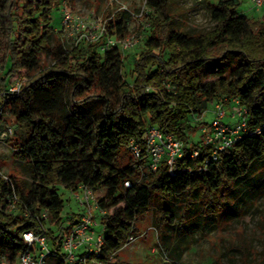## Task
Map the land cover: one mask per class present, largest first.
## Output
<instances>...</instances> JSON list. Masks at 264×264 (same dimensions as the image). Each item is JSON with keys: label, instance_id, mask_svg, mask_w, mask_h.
<instances>
[{"label": "trees", "instance_id": "trees-1", "mask_svg": "<svg viewBox=\"0 0 264 264\" xmlns=\"http://www.w3.org/2000/svg\"><path fill=\"white\" fill-rule=\"evenodd\" d=\"M200 1L213 27L189 33L177 26L169 0H145L156 15L128 83L122 73L125 52L119 48L51 43L57 0H0V105L7 80L22 79L18 96L4 101L2 121L8 112L13 124L26 128L23 138L13 134L5 141L31 179L8 176L22 203L19 212L9 214L12 189L0 176V264L27 249L23 232H40L42 225L53 249L60 250L78 218L68 215L67 224L62 218L60 187L75 192L83 184L104 191L98 198L106 211L100 260L116 264L136 220L151 207L159 243L168 247L175 222L207 227L206 220H216L230 205L227 186L264 167V13L260 19L239 14L241 0ZM131 18L124 10L106 13L107 35L129 36ZM224 98L247 109V130L216 161L204 166L207 154L191 160L187 153L171 173L165 167L149 173L133 161L128 142L143 145L151 127L176 136L187 151L202 148L201 140L187 137L194 128L187 115H202L209 103ZM43 209L47 222L39 218ZM171 246L178 257V247Z\"/></svg>", "mask_w": 264, "mask_h": 264}, {"label": "rangeland", "instance_id": "rangeland-1", "mask_svg": "<svg viewBox=\"0 0 264 264\" xmlns=\"http://www.w3.org/2000/svg\"><path fill=\"white\" fill-rule=\"evenodd\" d=\"M121 1L133 12L143 8L142 17H132L127 25L129 32L127 37L139 39L136 46L124 54L122 73L125 80L132 83L133 60L144 48L150 33V18L156 13L146 7L145 0ZM169 1L175 22L182 30L197 33L213 27L208 10L200 0ZM61 4L62 1L57 0V6L53 8L51 25L54 30L51 43L59 42L70 49V39L67 34L58 32L62 28ZM66 4L85 21H98L99 25L104 23L106 13H114L118 9V5L112 0H67ZM238 12L253 19H260L264 7L256 8L251 0H241ZM50 63L51 59L47 57L45 64ZM228 105L227 103L226 106ZM4 117V125L15 127L14 138H23L26 128L13 124V117L8 112ZM213 118V103L208 104L207 110L202 115L188 114L187 122L194 126L186 131L188 139L193 143H199L201 126L209 124ZM224 121L228 124L234 123L229 119L228 114ZM0 173L7 176L14 175L28 183L31 181L27 166L22 161L15 160L13 150L6 141H0ZM256 174L251 173L227 186L226 191L231 194L230 205L216 220L212 222L206 220L207 227L190 223L180 226V223L175 222L170 231L171 237L166 238V243H169L166 247L169 251L159 243L158 233L153 224L155 209L151 207L147 214L136 220L134 240L118 251L116 264H264V167L257 168ZM58 193L64 201L61 216L67 224V216L81 214V207L72 191L60 187ZM103 194L104 191L97 193L99 197ZM179 212H182L181 209ZM94 214L97 215L95 211ZM173 243L178 247V257L170 250Z\"/></svg>", "mask_w": 264, "mask_h": 264}, {"label": "built area", "instance_id": "built-area-1", "mask_svg": "<svg viewBox=\"0 0 264 264\" xmlns=\"http://www.w3.org/2000/svg\"><path fill=\"white\" fill-rule=\"evenodd\" d=\"M61 1L62 28L60 32L67 34L72 49L81 43H86L98 44L101 51L119 48L124 53L138 43V37L119 39L108 36L104 23L99 25L98 21H85L81 18V15L74 13L67 6V0ZM112 1L118 5L116 11H127L133 18H139L143 15V8L138 12H133L124 6L121 0ZM251 1L256 8L264 7V0ZM1 81L0 72V83ZM21 84L22 79L19 76L11 77L7 83L5 97H3V103L0 105V141H5L15 132L14 125L3 124L2 115L4 114V101L18 96ZM227 101L224 98L214 102L213 120L209 124L201 126L202 148L194 147L187 151L182 140L172 134H163L156 127H151L146 132L143 145L135 139H131L126 149L132 156L133 161L142 162L141 165L149 173L156 172L162 167L167 168L169 173L173 172L177 162L187 153L191 160H196L203 153L207 154L203 164L207 166L210 161H216L221 153L230 148L247 130V109L237 99L230 100L228 106H226ZM227 114L234 123L228 124L224 121ZM257 132L259 133V130ZM0 176L12 189L10 196L7 198L6 211L9 214H15L20 211L22 203L13 190L10 178L2 173H0ZM129 186L128 182L125 183L126 188ZM72 194L81 207V214H77L76 223L64 234L59 251L53 249L47 239L46 225H42L40 232L36 233L31 230L23 232L22 239L27 249L13 261L4 258L1 264H101L100 255L104 245L103 221L106 211L99 207V196L93 189L79 184L77 190ZM94 211L97 215L94 214ZM21 213L24 217L29 216L27 210H22ZM39 218L47 222L49 220L48 211L41 210ZM133 240L134 236L130 235L127 244L133 242Z\"/></svg>", "mask_w": 264, "mask_h": 264}, {"label": "crops", "instance_id": "crops-1", "mask_svg": "<svg viewBox=\"0 0 264 264\" xmlns=\"http://www.w3.org/2000/svg\"><path fill=\"white\" fill-rule=\"evenodd\" d=\"M229 119H231L230 117H229ZM232 120V119H231Z\"/></svg>", "mask_w": 264, "mask_h": 264}]
</instances>
